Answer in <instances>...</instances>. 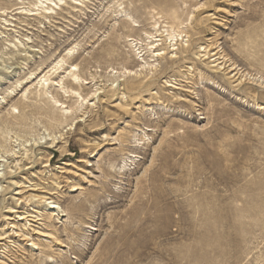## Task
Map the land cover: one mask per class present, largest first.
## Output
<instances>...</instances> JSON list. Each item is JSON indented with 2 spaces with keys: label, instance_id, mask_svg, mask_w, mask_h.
<instances>
[{
  "label": "rangeland",
  "instance_id": "obj_1",
  "mask_svg": "<svg viewBox=\"0 0 264 264\" xmlns=\"http://www.w3.org/2000/svg\"><path fill=\"white\" fill-rule=\"evenodd\" d=\"M77 2L0 0V155L17 153L0 163V233L16 223L9 207L53 213L17 201V186L65 210L30 222L64 248L12 236L0 260L264 264V0ZM72 64L87 83L80 112L58 85Z\"/></svg>",
  "mask_w": 264,
  "mask_h": 264
},
{
  "label": "bare ground",
  "instance_id": "obj_2",
  "mask_svg": "<svg viewBox=\"0 0 264 264\" xmlns=\"http://www.w3.org/2000/svg\"><path fill=\"white\" fill-rule=\"evenodd\" d=\"M59 2L60 1H63V0H58ZM74 3V5H76V7L78 6H81V2H77L78 0H72ZM56 4V3H55ZM37 6V5H36ZM48 10V12L52 11V9L50 8H46ZM47 12V13H48ZM51 13V12H50ZM48 13V14H50ZM172 18L173 20H177V18L175 17V15H172ZM147 39H151V37L149 35H147ZM169 40L170 39H175V36L171 35V37L168 38ZM157 41H160V40H157ZM157 41H150L148 42V45L149 48L148 50L152 53V58L153 57H161L164 53L162 52V50H156V47L159 46V44L156 45V47H154V42H157ZM127 42H131L132 44H134L135 40L133 39H127ZM137 45V44H136ZM136 45H135V48H136ZM139 45H142V43L140 42ZM73 51V48L68 50V53L66 54V56L68 57L69 55H71ZM139 54V53H138ZM143 56H141L140 58H142ZM141 61L143 62V58L141 59ZM63 64H65V60L63 58L59 59L53 69L55 70H58V69H61ZM70 67L72 68L71 70H69L65 76H63V78L60 79L58 85L60 87V89L63 91L64 94H68V96H72V97H76L77 98V101L76 103L78 104V108L76 109V112H80L82 110V108L88 103V100H87V97H82L80 95V93L78 92V90L84 85H86L87 83L85 82V80H83L79 74H78V69H77V66L75 65H70ZM142 68L144 69H154L155 66L152 65V64H148L147 62H143L142 63ZM109 72H114V69H110ZM131 73V71H127L125 69H123V71H121L120 74L121 76H115L113 77V80L111 82V84L113 85L114 83H116L121 77L125 76V75H129ZM117 74V72H115V75ZM50 80L49 76H43V79H40V86L41 88H44L45 86L48 85V81ZM66 80L68 85L70 86V88H65L64 86H62L61 83H63V81ZM39 85V84H38ZM15 90H11L9 94L11 93H14ZM98 90H95L94 93L91 94V96L95 97L96 96V93H97ZM2 99H4V97H2ZM2 103V102H0ZM55 103L61 107V110L63 111V113L65 114H68V113H72L70 110V108L68 107H63V103H60L59 100H55ZM12 109H16L15 106L12 107ZM76 118H79V117H75L72 119V122L74 121V119ZM80 123V121L78 122V124ZM77 124V125H78ZM3 139H5L4 141L7 142V137L9 136V133H6V132H3ZM50 136V135H48ZM38 139H43V137L41 138H38ZM9 140H11V138H9ZM56 140V136L53 135L51 136V144H54ZM30 141L28 140H25L24 142L21 143V146L24 150V154H27V152L29 151H32V147L33 145L35 144H38L37 143V140L36 139H33V144L31 145H24L25 143H28ZM1 145V144H0ZM27 147H31V149H27ZM4 151H3V154L5 155L4 157L6 158L7 156H16L17 153L16 151H14V148H16L15 146L14 147H3ZM2 155H0V163H3L4 162V158ZM8 161V160H6ZM14 162V166L15 167H18V169H21L22 167L20 166V162L21 160H17L16 157L14 158V160L12 161ZM11 162V163H12ZM1 167V165H0ZM19 183H15V185L17 186ZM34 187H36V185H34ZM16 189H19V191H17L14 195H18L20 196L17 201H27V202H30V201H36L40 204L42 203H45V202H49V204L51 205V207L49 208L50 211H52L53 213H51L53 216H59V213H61V217L64 216V212L65 210H62L61 207H59L58 203L56 201H52V194H43V196H36V195H26V193L24 194L23 193V190L24 189H21L20 186H17ZM70 192H75L78 190V188L74 185L70 186ZM35 191V190H33ZM55 212H57L55 214ZM6 213L10 214L9 217H6L5 220H9V221H15L16 220V223H9V227L8 229H11V233H7V232H3V233H0V243H2L3 241H5L6 239H10L12 236H14V238H19L21 239L22 242H29L28 244V247H30L31 251H36L39 249V246L40 244L37 242H33V236H37V239H39L40 237L42 238H48L50 239V241L52 243H55V245H58L62 248L65 247V245L63 243H61L59 241V239L55 236H53L52 233H47V232H40L34 228H32L30 222H38V221H44L46 219H49L51 214H48L47 216H43L41 214H38L36 216H33V215H29L28 213H20L18 212V210L16 209V207H9L8 210L6 211ZM12 216V217H11ZM15 230V231H14ZM13 242V241H12ZM11 242V243H12ZM14 243V242H13ZM20 248V245L17 246V248ZM0 251L1 253H3L4 255H6V253H9V251L7 250V245L6 244H0ZM0 264H7L6 262L0 260Z\"/></svg>",
  "mask_w": 264,
  "mask_h": 264
}]
</instances>
